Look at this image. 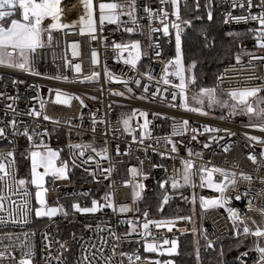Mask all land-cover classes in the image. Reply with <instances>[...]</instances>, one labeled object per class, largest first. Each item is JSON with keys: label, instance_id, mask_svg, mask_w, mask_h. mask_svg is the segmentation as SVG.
<instances>
[{"label": "built area", "instance_id": "2783aa9c", "mask_svg": "<svg viewBox=\"0 0 264 264\" xmlns=\"http://www.w3.org/2000/svg\"><path fill=\"white\" fill-rule=\"evenodd\" d=\"M101 2L115 0H93L94 33L85 31L82 34L80 31L79 18L85 15L83 7L82 15L63 23L69 27L52 30L50 43L47 34L45 35L44 46L37 49L31 60V71L0 66V129L4 130L3 135H0V157H6L8 152L13 153L12 157L5 158V164L14 160L16 178L20 179L17 173V151L23 148L29 152L44 148L43 145L52 146L58 135L64 139L61 147L69 150L70 157L66 178L52 177L48 184L43 185V198L46 202L44 207L62 208L63 211H57L51 217H37L35 212L41 205L36 200V193L40 189L32 184L14 188V192L8 194L4 209L0 211V252L5 253L0 264H18L21 256L29 251L32 264H58L57 256L62 264H70L64 253V243L58 236L60 225H74L79 232L75 264L77 261L83 264L85 255L93 264H105L109 257L110 264H130L127 255L121 256V252L133 257L131 264H156L157 261L160 264H175L174 256L179 251V239L188 234L207 244L209 241L214 244L221 242L227 237L240 239L241 250L237 252L233 262L241 264V260H245L247 264H253L256 253L251 249L255 238L237 237V225L228 219L229 214L224 208L200 207L201 196L213 198L219 193L200 186L199 169L218 167L235 172V184L229 185L226 190L229 197L227 206L237 209L243 223L250 228L264 227V215L260 211L264 209V157L260 155L264 151V143L260 142L264 141V132L248 127L250 121L246 119L189 112L178 106L179 96L172 100L171 94L175 90L170 85H165L161 77L165 63L175 59L176 54L167 53L174 43V29L170 27L167 36L162 30L150 31V27L162 29V24L160 20L153 19L149 25L144 7L152 8L155 15H159V10L163 8L168 13L164 23L171 25L179 22L172 13L178 12L185 0H177L176 9H173L170 0H165L163 4L160 0H136V23L127 15H122L119 26L107 21L101 26ZM233 2L234 0H204L208 19L212 20L216 11L223 21L229 14L248 16L249 12L258 14L261 11L257 7L260 0H252L251 9L247 8L248 0H235L236 7H233ZM240 4L245 7L241 8ZM49 23L51 20L48 18L43 22L45 27ZM179 25L180 28L186 26L181 22ZM125 27L135 30L128 33L124 31ZM224 27L228 31L242 34L237 55L240 61L238 63L235 58L221 66L216 88L227 93L232 89L257 87L264 93V59H252L253 56L264 57V50L256 47L255 34L249 31L258 28V23L229 19L228 23L224 22ZM93 35L95 39H92ZM133 40H138L141 48V58L135 69L118 60L112 47L113 42L130 43ZM73 44L76 45L75 49ZM93 51L97 53L96 64L92 63ZM124 56H127V52ZM77 64L80 65L79 72L74 70V65ZM105 68L111 77L127 81V87L116 79L106 78ZM93 72L98 75L85 79L91 77ZM137 79L140 81L139 85L134 82ZM128 88H131V92ZM57 90L62 94V100H68L67 104L55 102ZM192 91L194 88L189 86L187 92ZM117 92L122 95H116ZM41 103L44 104L43 109L40 107ZM31 112H39L40 116L30 115ZM141 112L146 113V117L141 116ZM45 115L49 117L48 120L43 118ZM124 118H130L136 142H133L132 135L124 132L121 123ZM145 119L149 122L145 129L149 135L140 143V126L144 125ZM185 120L188 121L187 130L181 127V122ZM205 127L219 131H205ZM25 129L32 136L31 142L23 134ZM174 132L180 134L173 135ZM193 136L195 139H192ZM251 136L259 137L260 140H251ZM169 139L176 145L175 153L171 151L172 145L167 143ZM77 144H90L97 152L107 148V158L97 155L91 149L81 156V150L72 147ZM189 150L193 153L192 156H189ZM249 154L255 156V163L249 159ZM187 159L194 161V186L183 185L182 180L180 185L190 190L188 202L192 205V213L147 217L146 222L172 220L173 227L169 231L166 227L150 225L147 232L151 233V237L147 242H156L160 248L157 252H145L143 245L147 232L145 236H141L139 233L145 231L141 228L140 231L125 235L129 232L127 221L138 225L145 222L143 215H139L137 211L138 199L152 185L160 186L161 181L165 182L164 189L168 186L172 188L169 178L182 175L181 160ZM132 168L137 169L135 176L130 174L129 170ZM78 171L83 172L80 176L84 177L82 174L87 173L89 178L72 182L71 175ZM241 173L251 179H242ZM221 179L223 177L219 173L213 174L214 182ZM138 184L143 187L137 188ZM134 191L139 193L135 200ZM109 193L112 208L98 207L94 213H81L72 208L73 204L91 207L92 200H96L98 205H106L109 201L105 197ZM237 195L241 197L240 200L235 199ZM121 205H126L128 211L120 212ZM180 216L189 219H176ZM253 221L256 222L255 225ZM242 229L243 225L238 224V230L242 232ZM112 232L119 239H114ZM165 239L169 242L173 239L176 241L174 253L165 251L171 247L170 243L163 244ZM134 243H138L139 248H133L131 245ZM244 252H248V256L238 260L237 257ZM136 255L140 256L139 260L135 259Z\"/></svg>", "mask_w": 264, "mask_h": 264}, {"label": "snow or ice", "instance_id": "6c2138e0", "mask_svg": "<svg viewBox=\"0 0 264 264\" xmlns=\"http://www.w3.org/2000/svg\"><path fill=\"white\" fill-rule=\"evenodd\" d=\"M165 0H160V3L163 4ZM173 9L177 7V0H170ZM81 3L85 9V15L79 18L80 31L83 34L85 31L88 33H94L96 31L95 28V20H94V6L93 0H81ZM61 0H0V66H5L8 68H16L24 71H31L30 64L31 60L34 57L37 49L42 48L44 46V36L47 34V39L49 43L51 42L52 36L51 32L54 29H63L69 27L67 24H63L61 22L62 9L60 7ZM235 0L233 2V7H236ZM241 8H244V4L239 5ZM252 0H248L247 8H252ZM261 9L258 14H251L249 12L248 16H231L229 14L225 19V23L229 22V19L240 22H247L248 20L256 21L259 25L258 28L250 29V32H254L255 36V44L259 49L264 50V0H260V3L257 5ZM127 9V11H125ZM159 15H155L153 9L145 6L144 12L147 14V18L149 21V25L153 19H157L161 21L162 29H154L149 28L150 31H163V34L167 36L169 34V28L176 30L175 35V49L176 55L174 60H168L164 65V72L162 74V81L165 85H170L175 91L172 92V100H176L177 96H179V107L189 111V112H197L202 115H207V112L204 111V105L207 104L208 108H212L213 106H219L222 108H227L230 110V114H245L249 117L248 127L256 128L261 132H264V97H260L258 94L261 92L260 88L251 87V88H242V89H232L227 92V98H221L217 96V88L216 87H200L197 92L192 94L193 104L190 105L187 97V90L189 86H194L196 83V77L192 73V68L195 65V61L192 64L185 67L182 62V52H181V32L182 29L180 25L173 22L171 25L168 23H164L168 18V13L161 8ZM136 13V0H115V2H101L99 3V21L101 26H103L104 22L107 21L109 24L120 25V17L122 15H127L131 21L135 24L137 17ZM172 15L176 16L179 19V15L177 11H173ZM18 17V18H17ZM48 18L51 20L46 27L44 26V20ZM209 18H211V14L209 13ZM76 23L75 21L73 22ZM184 23H188L185 21ZM135 29L132 27H125L124 31L131 33ZM92 39H95V36H92ZM76 45L73 44V48L75 49ZM112 47L116 52V57L118 60H122L125 65H130L133 69L136 68L137 62L141 58V48L140 42L138 40H133L130 43H112ZM127 52V56H124V53ZM76 53L74 52V55ZM159 55V53H157ZM252 59H264V57H255ZM237 62L239 63L240 57H236ZM92 63H97V53L95 51L92 52ZM170 67L172 70H170ZM74 70L76 72L80 71V65H74ZM36 74V73H34ZM98 74L93 72L91 77H85V79H92L96 77ZM145 75H147L145 73ZM105 76L106 78L116 79L121 83H124L127 87V81L119 80L117 77H111L107 68H105ZM169 77H174L175 81L173 82ZM59 79L60 77H56ZM66 79V78H65ZM151 79V76H149ZM217 79H220L219 77ZM137 85L140 84V81L137 79L134 81ZM145 90H147V85L144 86ZM167 91V89H165ZM128 91L131 92V88H128ZM116 95H122V93H115ZM61 93L57 90L56 103H68L67 99H61ZM66 95V94H63ZM176 106V105H172ZM8 107H11L10 105ZM41 109H43L44 104L41 103ZM33 116H40L39 112H31L29 113ZM135 114V110H134ZM141 116L146 117V113H139ZM255 117L259 122L252 123V118ZM45 120H48V116L43 117ZM14 123V122H13ZM95 123V121H93ZM123 125L124 132L132 135L133 129L130 125V118H124L121 120ZM147 119H145L144 125H141L139 137L140 143H143V138L146 135H149L145 129L148 125ZM175 127V126H174ZM181 127L184 130H187L188 121H182ZM195 131V129H193ZM205 131H219L218 129H208L205 127ZM4 130L0 129V135H3ZM15 134V133H14ZM29 140L32 141V136L29 135L28 130L25 129L23 133ZM180 133L174 132L173 135H177ZM195 139V136L192 137ZM251 140L259 141L260 138L256 136H251ZM133 142H136L137 137L132 135ZM264 143V141H260ZM167 143L172 145L171 151L175 153L177 151L176 145L172 140H168ZM208 147L207 144L204 145ZM46 151H31V181L32 185H35L38 189L36 193V200L41 205L40 208L36 209V216H53L57 213V211H63V209L58 208H45V200L43 198V185L44 179L46 176H52L54 178H66V162H63L57 165V160L59 153L58 151H54L51 148H48L47 145H43ZM77 149H80V155L83 156L84 152L88 149H91L92 152H95L97 155H101L103 158H107V148L102 149L100 152H97L96 148L90 144H77L73 145ZM119 151V149H117ZM161 155H164L161 153ZM193 153L189 150V156H192ZM198 155V154H196ZM264 157V151L260 154ZM13 153H6V157H12ZM0 157V211L4 209V202L8 200V194L14 192V188H23L28 181L23 178L17 179L15 170L13 168L14 160L9 164H5V158ZM174 158V157H173ZM92 159V157H89ZM249 159L254 163L256 161L255 156L249 154ZM182 175L173 176L169 179L171 180V186L173 189L180 187V180L183 181V185H192V179L195 175L194 161L192 159L181 160ZM156 167V165H153ZM38 169H43V172L38 171ZM130 174L135 176L137 174V169L132 168L129 170ZM219 173L223 179L219 182H214L213 174ZM143 175V173H140ZM200 174V186L208 187L212 189L214 192L219 193L217 197L206 198L204 196L200 197V207L202 209L208 208H224V210L229 214L228 219L232 220L234 225H237L236 236L240 238H247L249 236L255 238V242L251 251L256 253V258L253 261V264H264V227L255 226L254 228H250L247 224L243 223L237 209L233 207H228L229 197L226 195V190L229 185L235 184L234 177L236 176L235 172H231L224 168L212 167L205 168L201 167L199 169ZM241 178L245 180H250L251 177L241 173ZM231 177V178H230ZM11 180V183L9 181ZM165 186V182H160V187L163 188ZM137 188H142L143 185H136ZM27 194V193H25ZM139 195L138 192H133V200L137 198ZM111 193L106 194L105 199L109 202L106 205H98L96 200H92L91 207H80L78 204H73L72 208L81 213H94L97 211L98 207H109L112 208L113 204L110 202ZM168 197L165 196V201H167ZM236 200H240L241 197L237 195L235 197ZM120 212L128 211L126 205H121L119 208ZM261 214L264 215V209H261ZM67 215V213H65ZM144 216L147 217V212L144 213ZM178 220L189 219L188 217H177ZM243 225L242 232L238 230V224ZM129 225V232L125 235L132 234L137 231V226L133 223V221H127ZM254 225L255 221L252 222ZM150 225H155L157 228L166 227L169 231L172 230L173 221L172 220H148L147 222L139 225V228L145 230L144 232H140L141 236H145V232L149 229ZM111 235L114 239H119L116 236L115 232H112ZM151 237V233L147 232V236L145 237L146 242L144 243V251L145 252H157L160 248V245L156 242H147V239ZM207 239V237H205ZM171 244V247L166 249L165 251L169 253H174L176 251V241L173 239L172 241H168L167 239L163 240V244ZM63 247V246H62ZM207 247H212V242L209 241ZM115 246H113V254H115ZM102 251V249H101ZM51 255V254H50ZM95 256V253L92 254ZM121 256L127 255V258L131 264L133 257L124 252L120 253ZM221 257H223V251L220 253ZM248 252H244L240 254V257H237L238 260L241 257H247ZM5 257L4 252H0V259ZM58 264H62L60 262L59 256L56 257ZM136 260L140 259L139 255L135 256ZM111 257L105 261V264H110ZM197 260L199 261V254L197 253ZM18 264H32L31 262V252L24 253ZM77 264H81L80 261H77ZM83 264H93V261L88 258L87 255L83 257ZM156 264H160L159 261ZM165 264H171V262H165ZM221 264H223V260H221ZM241 264H247L245 260H241Z\"/></svg>", "mask_w": 264, "mask_h": 264}, {"label": "trees", "instance_id": "16d2710c", "mask_svg": "<svg viewBox=\"0 0 264 264\" xmlns=\"http://www.w3.org/2000/svg\"><path fill=\"white\" fill-rule=\"evenodd\" d=\"M178 15L179 22L185 25L190 24V27L186 28L182 35L181 50L182 62L185 67L195 61L191 74L195 75L196 83L192 87L194 90H198L200 87H216L221 66L234 60L239 53L238 42L242 34L226 30L224 21L217 11L214 13L213 19L209 20L204 0H185L178 9ZM185 21L188 23H184ZM173 35L174 33H172V38ZM173 46L167 50L168 55L176 54ZM170 70H172L171 67ZM169 78L173 82H178L174 77ZM212 113L225 118L241 119L226 114L221 108L211 110ZM27 152L20 148L16 153L17 173L23 179L28 176L29 172ZM81 173L83 172L73 173L71 175L72 182L89 178L87 173L82 174L84 177L80 176ZM29 185L30 183H26L25 186ZM167 193L174 196V200L164 208L163 212H159L161 201ZM191 209V203H186L183 196L173 191L170 186L164 189L158 185H152L137 201L138 214L144 215L147 212V217L188 215ZM78 233L74 225H60L58 228V236L64 243V253L70 264H75L74 255ZM241 243L240 239L227 237L223 241L215 243L214 248L208 249L206 242L188 234L179 239V251L174 256L175 264H221V260H223V264H235L233 261L237 252L241 250ZM131 246L135 249L139 248L138 243ZM221 251H223V257L220 255Z\"/></svg>", "mask_w": 264, "mask_h": 264}, {"label": "rangeland", "instance_id": "374dc122", "mask_svg": "<svg viewBox=\"0 0 264 264\" xmlns=\"http://www.w3.org/2000/svg\"><path fill=\"white\" fill-rule=\"evenodd\" d=\"M18 18V17H17ZM46 35V34H45ZM175 35H176V30L174 29V35H173V40H174V50H175V53H176V49H175ZM44 39H45V36H44ZM181 49H182V36H181ZM182 52V50H181ZM198 90H194L192 92H187V97H188V102L190 105L193 104V101H192V94L194 92H197ZM260 97H264V93L263 92H260L258 94ZM217 96L221 97V98H224L226 99L227 98V95L226 93H222L220 92L218 89H217ZM222 109L223 111L226 112V114H229L230 116L234 117V118H241V119H246L249 121V117L245 114H242V113H239V114H235V115H232L230 114V110L227 109V108H222V107H219V106H213L212 108H208L207 107V104L205 103L204 105V111L207 112V113H210L211 114V110H214V109ZM210 110V111H209ZM213 114V113H212ZM211 114V115H212ZM258 121L255 117L252 118V121ZM64 144V139L62 137H60V135L57 136V140L54 141V144L52 146H48V148H51L52 150L54 151H58L59 153V156H58V160H57V165L59 166V164L63 163V162H66V172L68 170V167H69V164H70V157H69V150L68 149H62V145ZM62 149V151H61ZM32 151H46L45 148H41V149H36V150H32ZM30 152H27L28 153V160H29V172H28V176H26L25 180L28 181L27 183H30L31 181V158H30ZM38 171H41L43 172V169H38ZM52 178V176H46L45 179H44V185L48 184L49 182V179ZM31 184V183H30ZM173 191H175L176 193H179L181 196H183V200L186 202V203H189V196H190V190L189 188H185V187H178L176 189H173L171 188ZM192 213V209H191V212L188 213V214H191ZM136 226H137V230L140 231L141 228H139V225L136 224L135 222H133Z\"/></svg>", "mask_w": 264, "mask_h": 264}, {"label": "bare ground", "instance_id": "6f19581e", "mask_svg": "<svg viewBox=\"0 0 264 264\" xmlns=\"http://www.w3.org/2000/svg\"><path fill=\"white\" fill-rule=\"evenodd\" d=\"M62 9L61 22L65 23L70 19L82 15L83 5L81 0H61Z\"/></svg>", "mask_w": 264, "mask_h": 264}, {"label": "water", "instance_id": "95a60500", "mask_svg": "<svg viewBox=\"0 0 264 264\" xmlns=\"http://www.w3.org/2000/svg\"><path fill=\"white\" fill-rule=\"evenodd\" d=\"M177 24H179V22H176ZM190 27V24L188 23V25H186L184 28H181L182 29V32H181V36L184 35L185 33V29L186 28H189ZM165 196L168 197L167 201H165ZM165 196L163 197L162 201H161V205H160V208H159V212H163L164 208L172 201L174 200V196L170 195V194H165ZM143 220L145 221L147 217H145L143 215ZM146 222V221H145ZM144 222V223H145ZM208 245V244H207ZM215 247V244L212 243V247L211 248H214ZM208 249H210L209 247H207Z\"/></svg>", "mask_w": 264, "mask_h": 264}]
</instances>
